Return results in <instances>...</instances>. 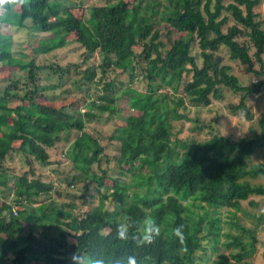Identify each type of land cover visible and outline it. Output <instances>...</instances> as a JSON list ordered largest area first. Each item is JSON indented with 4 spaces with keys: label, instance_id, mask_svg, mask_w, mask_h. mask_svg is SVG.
Masks as SVG:
<instances>
[{
    "label": "trees",
    "instance_id": "trees-1",
    "mask_svg": "<svg viewBox=\"0 0 264 264\" xmlns=\"http://www.w3.org/2000/svg\"><path fill=\"white\" fill-rule=\"evenodd\" d=\"M76 1L80 0L0 4V27L24 29L29 21L50 35L39 42L38 55L71 43L84 49L76 66L45 67L34 59L16 58L12 39L0 37L1 67L26 72L24 84L12 79L0 91V194L5 195L3 201L0 196V264H71L77 251L89 258V264H127L129 256L136 264H249L258 251L264 214L252 215L258 224L250 229L239 224L237 213L251 196L264 197V186L252 183L264 179V163L249 164L264 147V126L253 139H234L211 129L210 138L197 141L178 138L174 125L190 121L192 109L223 101L227 92L240 97L239 104L227 109L249 115L247 100L264 91V27L256 11L263 0H115L85 8L81 19L68 5L81 8L82 2ZM221 51L253 77L250 84L243 85L231 73ZM96 54L101 62L92 65ZM44 70L50 74L48 81L57 77L59 89L74 71L80 77L75 86L101 85V94L96 98L87 92L85 112L75 104L45 102L48 89L39 76ZM116 70L129 73L130 84L136 75L146 79L147 91L125 89L132 111L124 125L116 126L111 139L117 150L107 155L100 136L87 127L104 114L109 120L120 113L116 84L104 82ZM163 86L173 95L160 92ZM193 123L194 129L201 126L198 119ZM72 132L77 137L63 156L76 174L56 189L63 177L45 176L35 164L62 166L53 164L49 150L63 141L61 134ZM110 156L128 180L109 177ZM16 159L29 169L11 180L13 167L8 163ZM136 167L144 170L135 173ZM63 184L70 190L80 184L81 188L69 200L57 201L55 194ZM78 204L87 209L76 215ZM250 204L258 207V202ZM147 217L155 220L160 235L137 245L131 237ZM223 222L237 234L222 233ZM122 223L129 224L125 238L117 231ZM205 242L212 245V258L207 257Z\"/></svg>",
    "mask_w": 264,
    "mask_h": 264
},
{
    "label": "rangeland",
    "instance_id": "rangeland-1",
    "mask_svg": "<svg viewBox=\"0 0 264 264\" xmlns=\"http://www.w3.org/2000/svg\"><path fill=\"white\" fill-rule=\"evenodd\" d=\"M131 1V0H127ZM77 3L82 2L83 6L75 7L74 4L68 5L73 8V13L78 18H82L84 14V9L92 6V5H106L109 3H114L115 0H80L76 1ZM20 10V6H17L16 11ZM257 13L260 15V20L263 23L264 27V0L260 4V6L256 9ZM2 11H0L1 13ZM87 17L89 16V12L86 13ZM49 34H44L41 32L40 28H35L32 26L31 22L26 23V28L19 29L13 27H0V37L12 39L14 46H13V53L14 56L22 61H30L32 59L35 60L36 65L38 66H49L54 63H59L61 66H76L78 63L81 62V55L83 52V48L80 47L77 43H71L66 48L57 50L52 52L48 55H38L36 52V48L39 45V42L43 39L48 38ZM194 55H198L199 52L198 48L193 50ZM226 65L232 67V74L237 76L240 82L243 85H248L252 82L253 77L247 75L244 72L243 67L240 65L239 62L231 61L228 58L226 52L221 51L220 53ZM199 62H201L200 57H197ZM101 58L99 54H96L94 59L90 62L92 65L100 64ZM26 74L25 71H20L18 68L16 69H3L0 65V91L5 89L11 82V80H20V85L24 84L26 81L24 79V75ZM39 76L41 79V84L46 86L48 91L45 98L42 100L45 102H57L55 104L62 105L65 104L67 106H71L75 104L78 108L85 112L87 107L85 103L89 101L87 99V92L90 93L91 96L97 98L98 95L101 94L102 86L100 85H90V86H75L74 82L79 80V75L73 71L71 75V80H67L65 83V87L63 89H59L57 87L58 80L57 77L51 76L52 81H48L47 77L50 76L49 72L47 71H40ZM137 77L134 78V83L130 84V76L129 73L123 74L118 70L114 71L112 74L108 75L104 78V82H114L117 86V99L118 105L120 106L121 110L117 117L112 116L111 119L107 120L108 114H104L98 119H95L92 123H90L87 127V131L94 134L97 133L95 136H100L101 138V145L105 148V154L111 155L113 152L117 150L116 141L111 139V136L115 133L116 126L124 125L126 118L129 116L132 111L129 106V99L125 95V89L128 86H132L133 90H136L139 93L145 94L147 91V81L146 79L142 78L140 75H136ZM132 79V77H131ZM66 90V91H64ZM162 93H165L167 96L173 95L171 88L163 86L161 88ZM50 96H54L53 99H48ZM240 97L238 95H234L231 92L226 93V97L223 101L213 102L210 107L207 108H200V109H192L188 116L190 121H180L176 122L174 125V132L178 134V138L185 139V138H194L197 141H204L211 137V129L219 132L220 135L229 136L234 139H253L257 135H261L262 128L264 126V91L261 95L253 96L247 100V105L249 108V115L243 110H240L236 113H231L227 107L230 104H239ZM17 103L12 105L13 107L16 106ZM71 104V105H70ZM198 119L200 121V125L198 126L199 129H194L193 121ZM63 137V141L59 140L55 146V148L49 150V154L51 156V161L53 164H60L62 166L54 165L52 168L49 167H41L39 164H35V168L41 174H50L52 178L56 177H63L62 182L56 184V189L61 186L63 180L67 178L68 175H75L76 172L72 169V164L69 163L67 156H63V153L69 147L70 143L77 137V134L72 132L70 136H66L64 134L60 135ZM116 147V150H115ZM19 156V155H15ZM16 157V158H17ZM113 163H111L110 167H108V175L110 178L113 179H121L128 180L129 176L127 174H123L122 170L117 166L115 162V156H110ZM22 160V159H21ZM20 159H16L15 162L8 163L9 168H11L12 172L9 173L11 176L10 179H14V175H21L29 168L25 166V162ZM260 163H264V147L257 150L254 154L252 159L249 161L250 165H258ZM124 170H127L129 166L127 163H123ZM54 169H60L61 172H65L66 175H62L61 173H54ZM106 168V167H104ZM96 171L99 172L98 168H95ZM144 170V169H143ZM140 167H136L134 169L135 173H142L143 171ZM108 185L111 184L110 180L107 181ZM253 184L263 185L264 186V179L258 178L257 180L252 181ZM63 189L57 191L55 194V198L57 201H66L71 198L70 194L79 193L81 184L76 185L75 189H68L66 184H63ZM13 195V194H12ZM1 201L5 199L4 193L1 192ZM14 197V195H13ZM10 197L9 201L13 198ZM249 201L242 202V211L237 213L238 222L243 227H247L250 229H254L258 221L252 217V215L256 217H260L264 214V197L263 196H251ZM250 201L258 202V207H253L250 204ZM98 201H94L95 205H98ZM108 208H111L112 205L110 203L107 204ZM205 208V207H204ZM87 208H84L78 204L76 210H74V214H80L86 211ZM211 211L209 207L205 208V211ZM201 213L203 214L204 211L202 210ZM227 216L226 210L222 212L221 218H223L224 222ZM222 223V233H226L230 231L232 234L236 235L237 230L235 228H230L228 224L229 220L226 223ZM259 231L257 234L258 237V251L257 254L249 261V264H264V223L260 225L259 223ZM224 240V239H223ZM206 246V254L207 257L212 258V245L208 242H205ZM223 249V248H222ZM225 251V250H223ZM198 256H203L204 253L198 252ZM229 254V253H226Z\"/></svg>",
    "mask_w": 264,
    "mask_h": 264
},
{
    "label": "clouds",
    "instance_id": "clouds-1",
    "mask_svg": "<svg viewBox=\"0 0 264 264\" xmlns=\"http://www.w3.org/2000/svg\"><path fill=\"white\" fill-rule=\"evenodd\" d=\"M5 2L6 0H0V4H3ZM128 228L129 224L127 223L118 224L117 231L121 238H125L127 236ZM176 234H181V230L179 228L176 229ZM159 235L160 227L156 224L154 219H152L151 217H147L138 230V234H134L131 238L137 245H143L145 243H151L154 238ZM70 260L71 264H89V258L82 255L79 251L73 253L70 257ZM91 264H103V261L92 260ZM127 264H136L135 257H127Z\"/></svg>",
    "mask_w": 264,
    "mask_h": 264
},
{
    "label": "built area",
    "instance_id": "built-area-1",
    "mask_svg": "<svg viewBox=\"0 0 264 264\" xmlns=\"http://www.w3.org/2000/svg\"><path fill=\"white\" fill-rule=\"evenodd\" d=\"M15 214L17 215V212L15 211Z\"/></svg>",
    "mask_w": 264,
    "mask_h": 264
}]
</instances>
